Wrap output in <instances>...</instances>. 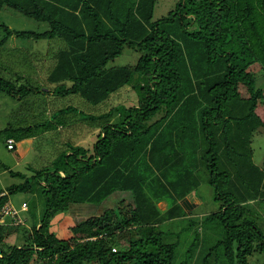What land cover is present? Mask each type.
I'll return each mask as SVG.
<instances>
[{
	"label": "trees",
	"instance_id": "1",
	"mask_svg": "<svg viewBox=\"0 0 264 264\" xmlns=\"http://www.w3.org/2000/svg\"><path fill=\"white\" fill-rule=\"evenodd\" d=\"M155 1L0 0L47 23L41 31L14 29L0 16V49L12 35L61 41L46 76L53 88L19 84L22 75L6 78L0 66V93L79 94L94 110L124 86L135 93L133 103L96 113L71 104L50 110V118L77 115L59 119V128H71L64 147L41 167L27 166L31 175L5 167L23 181L0 189V207L15 190L41 193L43 207L37 221L0 223V264H175L177 241L162 225L185 216L179 200L202 181L220 201L202 223L217 218L223 226L213 250L222 248L224 263L246 264L264 251V233L245 208L264 200V162L253 161L251 147L264 128V0H177L152 20ZM125 46L140 53L136 62L107 66ZM80 119L96 129L91 148L71 138ZM79 204L104 206L58 238L51 219ZM184 219L197 232L201 224ZM10 234L23 243H8Z\"/></svg>",
	"mask_w": 264,
	"mask_h": 264
},
{
	"label": "rangeland",
	"instance_id": "2",
	"mask_svg": "<svg viewBox=\"0 0 264 264\" xmlns=\"http://www.w3.org/2000/svg\"><path fill=\"white\" fill-rule=\"evenodd\" d=\"M176 2L177 0H156L152 20L167 15L169 11L174 9ZM0 16L3 22L14 29L41 31L47 28L46 22L30 18L8 6L0 7ZM59 44H61V41L57 38L34 39L21 38L14 35L10 36L0 49L2 76L14 80L17 75H22L18 81L19 84L23 83L41 88H53L52 83L47 80L46 76L52 63L53 51ZM139 54L137 50L125 46L119 55L108 60L107 66L133 64L136 62ZM259 81V84L264 89V78H261ZM134 100L135 93L130 86H124L112 94L99 110H94L95 105H90L91 107L86 105L84 99L79 94H67L57 97L52 94L46 95L38 92L31 93L22 98H13L0 93V189H4L9 184L23 181V177L11 174L5 167L31 175L32 171L26 169L27 166L35 168L41 167L45 162L52 159L54 155L56 156V153L64 147V137L66 133H70L71 128H63L64 130L59 128L62 126V122H59V119L61 118L63 121L70 116L76 117L77 112H67L63 113L61 117L50 118L49 115L51 114L50 110L52 108L71 104L84 111L88 110V112L96 113L108 109L111 105L117 103L129 105ZM261 105H259L258 110L264 117V106ZM85 120L80 119L73 124L72 131H75V133H73L74 136H71V138L75 144H82L86 148H91L95 140L96 129L89 128ZM58 122L60 126L57 125ZM9 136L14 139L15 148L13 149H8L6 146V138ZM251 147L253 150V161L258 166H263L264 128L260 127L254 132ZM204 182L202 181L201 183ZM8 198L9 202L17 209L18 215L27 220V223L39 219L43 207L41 193L35 194L27 190H15L9 193ZM22 201L28 203L26 210L20 208ZM126 202L127 200L124 201V204ZM219 202L218 200L209 198L206 203L207 210L210 208L209 211L217 210ZM160 205L163 206L162 203ZM103 206L101 204L94 209L82 205L77 212H75V208L71 209L70 212L71 214L74 212L77 215L86 216L100 212ZM245 208L251 212L248 213V217L251 219L253 217L264 233V200L257 199L255 201H248ZM192 217L191 219L195 226L201 224L195 233H193L195 227L188 229L186 225L191 220L184 219V217L177 220L174 219L169 223L165 222L162 225L167 240L177 241L174 257L175 264H202L206 262V257H208L209 253L211 257L207 258V264H225L224 261L226 262V259L221 254L222 248L217 247L213 250L215 241L223 236V226L217 222V218L202 223L201 216L193 215ZM7 220L5 219L3 222L4 225L9 223ZM59 221L61 222L60 218ZM67 229V223L64 222L62 230L65 231V236L69 238ZM60 232H58L59 237H64ZM192 239L193 241L195 240L196 245L188 253L187 248ZM5 240L8 243H23V239H15L14 234H10ZM123 245V240L115 243L117 248ZM263 260L264 251H255L248 256L246 264H262Z\"/></svg>",
	"mask_w": 264,
	"mask_h": 264
},
{
	"label": "crops",
	"instance_id": "3",
	"mask_svg": "<svg viewBox=\"0 0 264 264\" xmlns=\"http://www.w3.org/2000/svg\"><path fill=\"white\" fill-rule=\"evenodd\" d=\"M214 189L213 187L208 183L204 182L199 184L194 190L190 191L188 194H186L182 199L179 200V203L181 205V209L184 211V217L186 218H193V215L197 216H205L206 214H209L212 211L207 210L206 203L207 201L213 198ZM163 204L161 206L160 204ZM83 204L75 205L73 208H75V212L82 207ZM157 205L163 210L166 207V203L164 201L157 202ZM87 207V206H86ZM72 208V209H73ZM89 208V207H87ZM214 211V210H213ZM74 213L71 214L70 211H59L57 214L51 219L49 223L50 231L54 232L55 235L59 237L58 232L64 237H61V239H66L65 231L62 230L63 223H67L68 229V237L71 236L70 227L74 224L76 219H80L85 216L77 215L74 216ZM59 218L61 222L59 221ZM177 220V219H176ZM58 221V222H57ZM258 225V224H257ZM60 230V231H59Z\"/></svg>",
	"mask_w": 264,
	"mask_h": 264
},
{
	"label": "built area",
	"instance_id": "4",
	"mask_svg": "<svg viewBox=\"0 0 264 264\" xmlns=\"http://www.w3.org/2000/svg\"><path fill=\"white\" fill-rule=\"evenodd\" d=\"M13 139L8 138L7 139V147H12ZM20 208L22 210L27 209V204L25 202L21 203ZM6 217H11L13 219V223H23L24 219L21 218V216L18 215L17 209L7 200L1 207H0V222H4ZM113 250H115V247H112Z\"/></svg>",
	"mask_w": 264,
	"mask_h": 264
}]
</instances>
